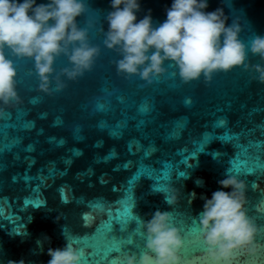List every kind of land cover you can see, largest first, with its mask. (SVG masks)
I'll use <instances>...</instances> for the list:
<instances>
[{
    "label": "water",
    "instance_id": "obj_1",
    "mask_svg": "<svg viewBox=\"0 0 264 264\" xmlns=\"http://www.w3.org/2000/svg\"><path fill=\"white\" fill-rule=\"evenodd\" d=\"M139 2L137 19L150 9L154 26L171 5V0ZM85 5L77 24L90 26V42L100 55L91 71L66 82L62 91H37L32 61L5 50L17 71L20 102L0 106V264H47L49 248L67 242L80 249L78 241L85 238L96 250L94 264H123L126 252L143 249L140 220L156 210L169 211L181 230L182 264H207L198 214L226 170L245 160L249 170L256 168L251 157L258 151L264 158V148L251 146L264 141V84L240 68L217 72L207 83L203 77L183 83L167 63L151 84L117 75V55L103 46L100 31L107 29L109 0ZM217 7L229 23L239 20L246 46L264 36V0H208L205 11ZM248 61L264 63L251 53ZM67 63L60 56L53 67L58 72ZM142 106L148 111H140ZM232 174L247 183L248 214L264 225V169ZM173 188L180 197L170 206L166 196ZM125 206L138 223L121 231L113 221L106 238L108 208ZM257 241L264 245V234ZM113 243L120 250L109 253ZM233 264H264V247L255 255L238 253Z\"/></svg>",
    "mask_w": 264,
    "mask_h": 264
},
{
    "label": "clouds",
    "instance_id": "obj_2",
    "mask_svg": "<svg viewBox=\"0 0 264 264\" xmlns=\"http://www.w3.org/2000/svg\"><path fill=\"white\" fill-rule=\"evenodd\" d=\"M109 6L107 29L100 31L103 46L117 55V75L138 77L151 84L167 71V63L175 67L183 83L201 77L207 83L217 72L240 68L264 84V63L248 61L249 53L264 61V36H254L246 46L239 39V20L229 23L222 7L205 11L208 0H171L165 20L154 26L150 9L137 19L139 0H109ZM85 11V0H0V106L20 102L17 71L5 50L17 60L32 61L30 74L37 79L36 89L46 94L62 91L66 82L92 70L100 47L90 42V26L81 28L77 24L76 18ZM60 56L68 63L56 72L53 65ZM217 184L218 189L204 198L198 214L204 259L207 264H233L238 253L255 255L264 247L257 241L264 234V225H258L248 214V185L244 179L226 170ZM190 196L194 198L195 193ZM179 197L178 189L173 188L166 202L172 206ZM140 226L143 249L126 252L123 264H182L185 241L169 211H154L149 219L140 220ZM47 255V264L82 261L81 250L67 242L61 248H49Z\"/></svg>",
    "mask_w": 264,
    "mask_h": 264
},
{
    "label": "snow or ice",
    "instance_id": "obj_3",
    "mask_svg": "<svg viewBox=\"0 0 264 264\" xmlns=\"http://www.w3.org/2000/svg\"><path fill=\"white\" fill-rule=\"evenodd\" d=\"M97 109L103 110L104 105L98 104ZM140 111L147 112L148 111L147 106H142ZM218 123H220V122H218ZM24 127L27 128L28 124L26 123L24 125ZM251 146L255 147L257 149L264 148V141L254 142ZM4 147H8V145H4ZM29 147H31V146H29ZM193 155H195V154H193ZM251 163L256 165V168L264 169V158H262L259 151L257 152V154L255 156L251 157ZM242 168L246 172H252L256 169V168H252L251 170H249V160H245L243 162H239L236 166L229 169V171L232 173H239ZM179 175H184V173L180 172ZM119 203L120 202H118V204ZM97 207L102 209V205H97ZM107 214L110 217V219L103 222L107 226V228L109 229V231L106 233V238L111 237V229L113 227V221H116L119 224L121 231H124L125 227H135L136 224L138 223L136 218L132 217L129 214L128 208L126 206L123 209L117 207L115 212H113V210L111 208H108ZM83 219L85 221V226H87V220L89 219V217L85 216ZM129 220L132 221V224H128ZM88 241L89 240L87 238H85L83 241H78V243H82V245H83L80 248L81 254H82L83 264H94V262L92 261L91 258L95 255L96 250L90 243H88ZM126 243L130 245V244H132V240H128ZM119 250L120 249L113 243L112 247H111V251L109 253L117 252Z\"/></svg>",
    "mask_w": 264,
    "mask_h": 264
}]
</instances>
